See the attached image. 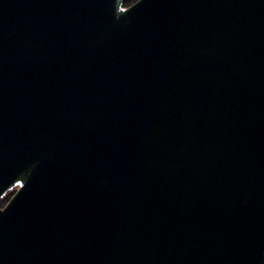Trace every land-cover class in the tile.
<instances>
[{
	"label": "water",
	"instance_id": "1",
	"mask_svg": "<svg viewBox=\"0 0 264 264\" xmlns=\"http://www.w3.org/2000/svg\"><path fill=\"white\" fill-rule=\"evenodd\" d=\"M0 264H258L264 0H0Z\"/></svg>",
	"mask_w": 264,
	"mask_h": 264
},
{
	"label": "trees",
	"instance_id": "2",
	"mask_svg": "<svg viewBox=\"0 0 264 264\" xmlns=\"http://www.w3.org/2000/svg\"><path fill=\"white\" fill-rule=\"evenodd\" d=\"M134 1L135 0H122V5L128 6L131 3H133ZM10 194H11V192L9 191L0 199V205H2L7 200V198L10 196ZM258 264H264V248L262 250L261 257H260Z\"/></svg>",
	"mask_w": 264,
	"mask_h": 264
},
{
	"label": "flooded vegetation",
	"instance_id": "3",
	"mask_svg": "<svg viewBox=\"0 0 264 264\" xmlns=\"http://www.w3.org/2000/svg\"><path fill=\"white\" fill-rule=\"evenodd\" d=\"M11 193L13 192V189L10 191ZM11 195V194H10Z\"/></svg>",
	"mask_w": 264,
	"mask_h": 264
}]
</instances>
